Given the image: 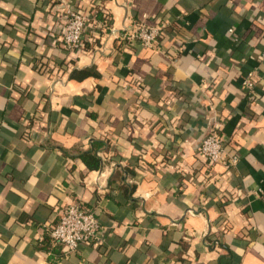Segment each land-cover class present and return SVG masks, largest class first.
<instances>
[{
	"label": "crops",
	"instance_id": "1",
	"mask_svg": "<svg viewBox=\"0 0 264 264\" xmlns=\"http://www.w3.org/2000/svg\"><path fill=\"white\" fill-rule=\"evenodd\" d=\"M99 5L110 27L65 49L66 9ZM157 20V47L118 45ZM262 52L264 0H0V264H264ZM84 67L99 75L70 77ZM214 122L231 167L199 151ZM73 201L96 239L45 247Z\"/></svg>",
	"mask_w": 264,
	"mask_h": 264
},
{
	"label": "built area",
	"instance_id": "2",
	"mask_svg": "<svg viewBox=\"0 0 264 264\" xmlns=\"http://www.w3.org/2000/svg\"><path fill=\"white\" fill-rule=\"evenodd\" d=\"M105 10V9H104ZM87 11L81 12L67 8L60 25V41L63 47L75 49L83 41L85 28L92 25L95 19ZM106 11V10H105ZM97 21V20H95ZM99 24V22H96ZM168 22L157 20L155 23L139 22L125 32L131 42L139 41L141 45L157 47ZM232 30V29H231ZM264 61V52L260 54ZM257 70H250L242 80V87L250 91L256 85ZM199 151L210 163L223 162L231 167L238 162L236 153H228L225 136L220 132V123L214 122L209 131L202 138ZM258 188L255 192H261ZM101 228L100 220L93 209L81 201H73L61 208L58 221L51 226L49 234L55 243H59L67 251L76 249L81 244L91 243L98 235Z\"/></svg>",
	"mask_w": 264,
	"mask_h": 264
},
{
	"label": "trees",
	"instance_id": "3",
	"mask_svg": "<svg viewBox=\"0 0 264 264\" xmlns=\"http://www.w3.org/2000/svg\"><path fill=\"white\" fill-rule=\"evenodd\" d=\"M76 10L81 11V12L87 11L88 13L92 14L94 9H93V7H90L88 9H83L82 8V9H76ZM94 14H95V19H94V21L93 20L91 21L92 25H93V22L96 23V22L100 21L101 25H98V28H100V30L103 29L102 27H106V28L110 27L111 18L109 16V14L104 10L103 5H101V6L99 5L97 10L94 11ZM95 20H97V21H95ZM92 25L88 24V26L85 28V31L88 29V27L91 28V27L94 26V25L93 26ZM95 27H96V25L94 26V28ZM126 31L121 32L119 34V36H117V38H116L117 42H120V43H118V45L120 47H121V45H123V43H128V42L131 41V40H129L127 38V36L124 35ZM138 42H139L138 40L137 41H133V43H135V44L138 43ZM65 49H67V48H65ZM68 50H70V49H68ZM49 64H50L49 58H47L45 56H42L38 60L36 67L40 71H43V72L47 71L48 72V71H51V67L49 66ZM89 75H96L97 76V75H99V73L94 71V70H91L88 67L74 68L72 70V72L70 73V77H75V78H78V79L79 78L80 79L85 78V77H87ZM102 145H103L102 141H95L92 150H86V151H83V152L80 153V156H81L82 160L88 165V167H90L92 169L93 168H100L101 158L97 155L96 152H97V149L99 147H101ZM209 173H211V172H209ZM42 241L44 242V246L45 247H49V245L52 244L53 240H52V238H51V236L49 234L48 236L44 237ZM58 245H61V244L58 243Z\"/></svg>",
	"mask_w": 264,
	"mask_h": 264
}]
</instances>
